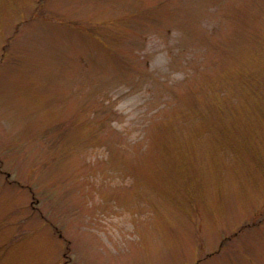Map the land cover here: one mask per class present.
<instances>
[{
	"label": "rangeland",
	"instance_id": "374dc122",
	"mask_svg": "<svg viewBox=\"0 0 264 264\" xmlns=\"http://www.w3.org/2000/svg\"><path fill=\"white\" fill-rule=\"evenodd\" d=\"M0 264H264V0H0Z\"/></svg>",
	"mask_w": 264,
	"mask_h": 264
}]
</instances>
